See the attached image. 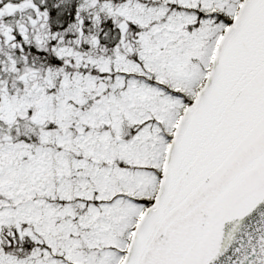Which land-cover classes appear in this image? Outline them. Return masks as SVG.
<instances>
[{
  "label": "snow or ice",
  "instance_id": "snow-or-ice-1",
  "mask_svg": "<svg viewBox=\"0 0 264 264\" xmlns=\"http://www.w3.org/2000/svg\"><path fill=\"white\" fill-rule=\"evenodd\" d=\"M0 264H264V0H0Z\"/></svg>",
  "mask_w": 264,
  "mask_h": 264
}]
</instances>
